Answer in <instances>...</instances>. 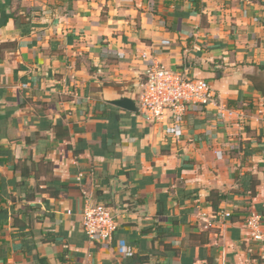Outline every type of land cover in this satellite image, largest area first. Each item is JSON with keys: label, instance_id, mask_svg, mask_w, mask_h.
Masks as SVG:
<instances>
[{"label": "crops", "instance_id": "obj_1", "mask_svg": "<svg viewBox=\"0 0 264 264\" xmlns=\"http://www.w3.org/2000/svg\"><path fill=\"white\" fill-rule=\"evenodd\" d=\"M144 54L231 115L190 107L180 139L147 121ZM261 110L264 0H0V264H264ZM85 195L111 241L87 238Z\"/></svg>", "mask_w": 264, "mask_h": 264}, {"label": "built area", "instance_id": "obj_2", "mask_svg": "<svg viewBox=\"0 0 264 264\" xmlns=\"http://www.w3.org/2000/svg\"><path fill=\"white\" fill-rule=\"evenodd\" d=\"M146 81L143 84L139 99L138 111L149 122L171 120L173 135L181 138L180 122L189 108L218 109L216 119L221 123L231 112L218 105L215 93L209 82L187 77L179 71H171L156 64L146 54L141 56ZM264 119V110L259 111ZM83 174L79 173L77 182H81ZM221 218H229L230 212H220ZM82 224L87 238L92 242L111 241L117 230V220L109 207L96 203L91 196H84L82 208ZM204 228L208 229L210 221L206 215H201ZM263 218L252 212L245 220V228L252 241L264 246Z\"/></svg>", "mask_w": 264, "mask_h": 264}, {"label": "water", "instance_id": "obj_3", "mask_svg": "<svg viewBox=\"0 0 264 264\" xmlns=\"http://www.w3.org/2000/svg\"><path fill=\"white\" fill-rule=\"evenodd\" d=\"M114 104L123 108V109L131 111V112L137 111V106H136L135 102H133L129 99L119 100V101L114 102Z\"/></svg>", "mask_w": 264, "mask_h": 264}, {"label": "trees", "instance_id": "obj_4", "mask_svg": "<svg viewBox=\"0 0 264 264\" xmlns=\"http://www.w3.org/2000/svg\"><path fill=\"white\" fill-rule=\"evenodd\" d=\"M65 189V188H64ZM58 192H60L59 190H58ZM253 194H254V192H253ZM58 195V194H57Z\"/></svg>", "mask_w": 264, "mask_h": 264}]
</instances>
